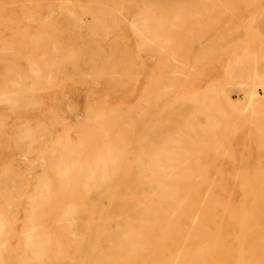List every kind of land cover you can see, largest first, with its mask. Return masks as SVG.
<instances>
[{
    "label": "rangeland",
    "instance_id": "1",
    "mask_svg": "<svg viewBox=\"0 0 264 264\" xmlns=\"http://www.w3.org/2000/svg\"><path fill=\"white\" fill-rule=\"evenodd\" d=\"M143 20L155 44L140 46L135 29ZM234 52L246 56L237 65L250 79L254 64H264V0H0L1 260L14 264L12 251L22 249L32 215H42L44 233L58 242L75 240L62 220L70 195L50 165L61 162L62 172L83 166L109 155L119 140L127 175L140 163L133 150L143 163L146 147L173 159L160 163L161 178L146 164L139 171L144 186L178 190L179 207L188 201L184 190L205 179L181 223L180 244L194 249L203 230L227 252L219 264H264V89L230 70L215 80L226 117L221 129L202 136L181 125L189 120L194 88L208 73L225 74ZM43 56L51 57L52 73L39 83ZM249 91L261 101L253 118L242 109ZM96 116L107 140L89 139ZM43 172L55 176L51 196L36 183ZM82 200L93 217L94 202Z\"/></svg>",
    "mask_w": 264,
    "mask_h": 264
},
{
    "label": "bare ground",
    "instance_id": "2",
    "mask_svg": "<svg viewBox=\"0 0 264 264\" xmlns=\"http://www.w3.org/2000/svg\"><path fill=\"white\" fill-rule=\"evenodd\" d=\"M135 33L141 41L140 46H146L150 43L155 44V39L149 36L148 30L145 28L144 20L136 26ZM256 54L257 57L260 56V53L257 51L254 52L255 56ZM169 56L171 58H167L164 63V73L169 71L174 61L172 59L173 55ZM238 56L237 52L230 54L231 66L221 77L213 78L208 73L210 75L209 80H201L194 88V92H197V94L190 101L189 120L181 124L186 128L185 131L205 136L211 135L221 129L226 117L220 111L219 104L221 103H219V99L216 96V91L218 90L216 81L226 79L225 76L232 74L230 70L236 73V75H247V73L244 74L243 64L241 66L237 65V61L239 62ZM243 57L246 56H239L241 59ZM50 58L43 56L42 61L37 64L36 79L39 83L52 73L48 60ZM68 59L69 62L67 63L73 69L75 62L73 59ZM247 59H244L243 63H248ZM90 64L92 65L91 62ZM254 66L255 69L252 71L251 79L248 75L243 76L245 77L244 83H257L264 89V64L260 61L254 64ZM92 67L94 68L93 65ZM258 71H261L260 75ZM9 84L17 86L16 82L10 80ZM258 97L255 91L245 92L242 109L244 111L251 110L250 118H253L254 114L261 110V107L258 109L260 106L258 104L261 102H259ZM194 98L200 99L194 100ZM144 100L146 101V98ZM224 102L228 105V98H225ZM93 120V134H90L89 139L91 141H95L96 139L107 140L109 135L105 122L99 120L98 117L97 120ZM183 127L181 128L183 129ZM196 127L198 131L193 130ZM115 141L118 142L108 152L109 155L107 153L96 155L91 161L83 164V166L79 163L76 168L65 169L62 172L60 169L61 162L50 165V169L53 167L57 168L58 177L56 179L60 186L64 187V191L70 195V205L63 208L62 220L64 221V231L71 237H74L75 240L71 243L67 239L58 242L53 236L44 233L42 215H32L29 220L30 232L23 238L24 244L22 249L19 246L12 251L11 260L13 263L219 264V260L225 257L227 252L221 247L217 236H207L205 231L202 230L197 238L196 247L190 250L180 244L177 235L181 229L183 219L186 218V213L193 209L195 200L200 197L202 184L205 179L199 177L196 187L184 190L186 193L188 192V201L182 207H179L177 205L178 190L170 184L161 188H155L154 186L155 189L144 186L141 171H139L140 167L146 164L154 174L159 175L161 178L162 170L159 166L160 163L172 161L173 159L156 156L157 153L154 148L150 149L146 147L143 148V153L145 154L143 156L145 163H143L138 151L133 150L132 153L134 155L132 156L137 158L140 163H135V170L130 175H127L121 170L122 161L120 158L122 157L123 148L119 140ZM174 142L177 143V141ZM66 151L69 153L71 150L62 149L61 154L65 155ZM146 159L147 161H145ZM56 179L51 173L43 172L37 178L36 183L40 188L49 193L48 196H51L52 194L49 192L51 190V181H55ZM53 194L57 198V192ZM260 194L261 197H264V190L260 191ZM85 197L90 198L94 202L91 211L94 215L93 217H90V213L85 211V206L82 203V199ZM215 205L221 207L219 203H215ZM36 228L41 231L39 233L36 232ZM0 264L6 263L0 258Z\"/></svg>",
    "mask_w": 264,
    "mask_h": 264
}]
</instances>
